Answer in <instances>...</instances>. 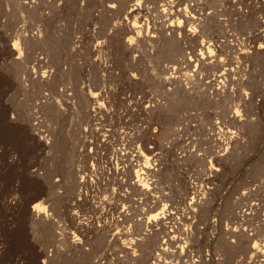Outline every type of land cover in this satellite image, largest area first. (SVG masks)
<instances>
[{"label": "rangeland", "instance_id": "1", "mask_svg": "<svg viewBox=\"0 0 264 264\" xmlns=\"http://www.w3.org/2000/svg\"><path fill=\"white\" fill-rule=\"evenodd\" d=\"M133 1L0 0V264H264V0Z\"/></svg>", "mask_w": 264, "mask_h": 264}, {"label": "bare ground", "instance_id": "2", "mask_svg": "<svg viewBox=\"0 0 264 264\" xmlns=\"http://www.w3.org/2000/svg\"><path fill=\"white\" fill-rule=\"evenodd\" d=\"M131 1V0H130ZM172 1V0H171ZM184 1V0H183ZM183 1L182 0H177V2L174 4V5H176L177 7L178 6H180L181 4H183ZM170 2V1H169ZM175 2V1H174ZM173 3V2H172ZM172 3H168V1H167V3L165 2V7H162L161 8V11L163 12V13H165V16H166V18L164 17V14H163V17L165 18V19H167L168 20V18L171 16V17H173V16H175V18L178 16V15H182V16H184L183 17V19L185 18V20L188 22V25H189V23L190 24H197V23H200V15L198 16V14L197 13H199V12H194L193 14H192V10L191 11H188V12H191L190 14H188L187 13V11H183V9L181 8H178V10H177V8H175L174 10L175 11H170V13H168L167 12V9H168V7L169 6H167V4H172ZM196 3H194L193 5H195ZM186 5H188V4H186ZM191 5V4H190ZM162 6V5H161ZM175 6V7H176ZM196 6V5H195ZM110 7H114V5H110ZM187 7V6H186ZM128 8L129 9H127L128 11H127V15L129 16L128 17V19L130 18V17H135V14H136V12L137 11H139L140 12V8H141V6H140V2H139V0H135V1H133V3L132 4H129L128 5ZM160 8V7H159ZM193 10H195V7H191ZM142 9V8H141ZM187 9V8H186ZM143 10V9H142ZM183 13V14H182ZM139 14V13H138ZM126 15V16H127ZM138 16V15H137ZM141 16V15H140ZM162 16V15H161ZM179 17V16H178ZM140 18V17H139ZM139 18H137V19H139ZM174 18V17H173ZM135 19V18H134ZM166 20V21H167ZM130 21V20H129ZM140 21V26L141 27H144V23H143V20L141 21V20H139ZM169 21V20H168ZM167 21V22H168ZM172 22H171V24H169L168 26H167V28H169V30L171 29H173V31H176V30H178V31H180L181 30V28H183V27H180V25H178V24H176L175 22H174V20L172 19L171 20ZM202 21V20H201ZM137 22V21H136ZM170 22V21H169ZM186 22V23H187ZM126 23V22H125ZM138 23V22H137ZM137 23H134V22H132V24H131V21H130V24L128 23L127 25H128V28H131V29H135L139 24H137ZM137 24V25H136ZM201 24V23H200ZM199 26V25H198ZM140 27V28H141ZM191 27V26H190ZM163 28H165V27H163ZM139 29V28H138ZM161 29V28H160ZM189 29V28H188ZM135 30H137V29H135ZM183 30V29H182ZM182 30H181V32H182ZM185 30H187V29H185ZM140 31V30H139ZM191 32H192V30H190ZM190 31H188V33L190 32ZM185 33H186V31H184ZM183 32V33H184ZM188 33H186V34H188ZM187 36V35H186ZM189 36H190V34H189ZM231 36V35H230ZM153 37H154V35H153ZM233 40H234V38L231 40L232 42H233ZM226 44H230L231 46L234 44V43H226ZM257 50V49H256ZM175 77H178L179 75H174ZM218 120V119H217ZM220 123V121L218 120L217 121V124H219ZM187 125H190V126H194L195 124H192V123H183V126H187ZM181 130H182V126H179V127H177L176 128V131H175V134L176 135H178L180 132H181ZM220 130H222V128H221V126H218V133H219V135H217L216 137H217V139H215V144H214V146H215V148H214V156H212L210 159H208V161H212L213 160V158L214 157H224L227 153H228V151H229V149L231 148V142H232V137H233V135L235 134V131H227L229 134H227V133H221V132H219ZM183 140H184V145H183V147L181 148V149H179V151H177V153L179 154V156L180 157H186L187 155H191V154H196V156L197 157H200V158H204V156L206 155V152H205V150H206V148L204 147V146H199V148H196L195 146H192L191 144H192V142H191V140H190V135H184V137H183ZM213 150V149H212ZM210 163V162H209ZM212 163V162H211ZM64 166V165H63ZM147 170H151V166H148V165H146V166H144ZM213 169L214 168V166H212V165H210V167H209V169ZM199 169H200V167H199ZM198 169V170H199ZM190 178V177H189ZM81 180H80V184H82L83 183V180H82V178H80ZM70 183H72V187L73 188H75L76 187V185H80L79 184V182L77 181V180H74V178H72L70 181H69ZM195 183V184H194ZM196 183L197 182H194V180H191V185L192 186H195L196 185ZM72 192H74V190L72 191ZM206 196H207V190H203V189H201L200 191H198L197 193H195V195H193V196H191L190 197V203L191 204H193V205H195V206H198L200 203H202L205 199H206ZM39 205V203H36L35 205H34V207L35 206H38ZM251 207H253V205H250ZM249 209H251V208H249ZM240 212V211H239ZM243 212H247L245 209H244V211ZM38 213H39V210H38ZM38 213H37V215H38ZM247 213H249V212H247ZM164 217V212H156V213H154V214H152L151 216H150V218L148 219L149 220V222L150 223H153V222H156V221H158V220H160L161 218H163ZM249 238V237H248ZM250 239V238H249ZM75 240V239H74ZM188 240H189V238H187V240H186V242H188ZM164 241V240H163ZM161 242V241H160ZM167 242V240H165L164 241V243L163 242H161V243H163V244H165ZM78 243V242H77ZM162 245V244H161ZM185 245H186V243H185ZM264 246V245H263ZM246 248V247H245ZM125 250V249H124ZM160 250H161V252L160 253H157V255H155V253H153V255H152V259H156V261H157V256H159V254H164V255H166L167 253H168V250H167V247L165 246V245H163L162 247H160ZM246 251H247V253L249 252V251H253V253L254 252H256L255 254L256 255H258V256H262L263 254H264V249H262V248H259L257 245H256V243L254 244V245H248L247 246V248H246ZM176 252V251H175ZM218 259H220L219 257H217ZM156 263V262H155ZM165 264V263H164ZM166 264H169V261H167L166 262ZM188 264H195V262H193V261H191V262H188Z\"/></svg>", "mask_w": 264, "mask_h": 264}]
</instances>
